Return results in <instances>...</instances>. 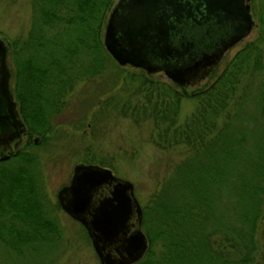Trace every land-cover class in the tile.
I'll return each mask as SVG.
<instances>
[{"label":"trees","instance_id":"16d2710c","mask_svg":"<svg viewBox=\"0 0 264 264\" xmlns=\"http://www.w3.org/2000/svg\"><path fill=\"white\" fill-rule=\"evenodd\" d=\"M114 2L28 0V28L7 42L25 141L16 164H0V253L24 259L59 242L60 207L43 191L32 137L48 139L77 82L109 73L133 83L120 114L149 121L156 147L184 153L140 206L147 248L130 264H264V0H249L258 36L192 91L114 63L102 44ZM184 98L194 107L178 121Z\"/></svg>","mask_w":264,"mask_h":264},{"label":"water","instance_id":"95a60500","mask_svg":"<svg viewBox=\"0 0 264 264\" xmlns=\"http://www.w3.org/2000/svg\"><path fill=\"white\" fill-rule=\"evenodd\" d=\"M252 23L248 0H116L102 44L119 65L183 84L213 65ZM5 54L0 38V145L21 131L7 90ZM56 199L86 231L99 264H130L144 254L147 239L133 185L108 167L75 164Z\"/></svg>","mask_w":264,"mask_h":264},{"label":"rangeland","instance_id":"374dc122","mask_svg":"<svg viewBox=\"0 0 264 264\" xmlns=\"http://www.w3.org/2000/svg\"><path fill=\"white\" fill-rule=\"evenodd\" d=\"M251 18L253 23L247 33L224 50L210 71L202 72L185 84L186 91L195 90L210 82L213 73L216 74L236 50L246 41L258 36V27L252 15ZM29 20L28 0H0V38L6 51L10 39L26 32ZM261 48L264 62V41ZM114 63L117 64L115 61ZM5 65L7 90L14 102L21 129L18 138L11 140V143L0 145L3 147L0 149V164L10 167L16 164L9 159L10 154L25 141V125L18 116L17 103L13 97V71L8 54H5ZM117 65L123 68L125 73H143L167 83L173 82L161 72H146L128 64ZM109 72L111 73L110 70ZM111 80L109 73H106L92 80L77 82L66 97L63 109L52 117L50 124L53 130L47 133L48 139L39 144L38 137L35 136L36 142H33L35 137H32L33 144L37 145L31 150L37 156L35 160L36 168L40 172L39 179L51 204L57 202L59 205L56 199L57 191L68 184L73 166L83 163L108 167L115 176L130 181L133 194L142 206L159 180L184 154L180 147L172 150L156 147L150 135L152 126L149 121L134 123L120 114L118 105L127 98L133 83H130L128 78L121 77L114 79V82ZM193 107L192 99H182L177 120L182 121ZM53 213L61 227V238L50 251L18 260L1 252L0 264H99L84 228L71 220L61 208L55 209Z\"/></svg>","mask_w":264,"mask_h":264},{"label":"flooded vegetation","instance_id":"af4514ba","mask_svg":"<svg viewBox=\"0 0 264 264\" xmlns=\"http://www.w3.org/2000/svg\"><path fill=\"white\" fill-rule=\"evenodd\" d=\"M205 71H208V69H206ZM205 71H202V72H205ZM199 74H200V73H199ZM10 143H11V142H10ZM10 143H9V144H10ZM9 144H8V145H9ZM8 145H6V146H8ZM1 148L3 149V147L0 146V149H1ZM61 210H62V209H61ZM62 211H63V210H62ZM63 212H64V211H63ZM64 213H65V212H64ZM65 214H66V213H65ZM66 215H67V214H66ZM67 216H68L71 220L75 221L76 223H79L78 221L72 219L69 215H67ZM79 224H80V223H79ZM80 225H81V224H80Z\"/></svg>","mask_w":264,"mask_h":264}]
</instances>
